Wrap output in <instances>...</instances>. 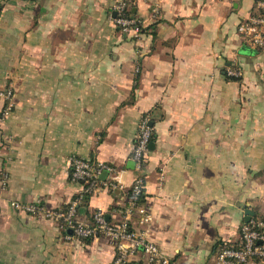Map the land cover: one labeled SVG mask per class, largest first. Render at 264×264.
Wrapping results in <instances>:
<instances>
[{"label":"crops","instance_id":"0c3cea01","mask_svg":"<svg viewBox=\"0 0 264 264\" xmlns=\"http://www.w3.org/2000/svg\"><path fill=\"white\" fill-rule=\"evenodd\" d=\"M115 1L0 0V89L14 91L0 118V264H113L108 237L69 239L11 201L66 207L83 187L69 176L74 154L114 164L129 189L144 114L154 125L143 202L152 219L133 223L171 264H214L220 246L241 242L247 209L264 216V49L239 29L258 0H151L157 19L138 1L148 23L139 39L112 20ZM230 63L243 76L227 74ZM7 102L0 95V117ZM86 195L78 220L97 209L123 218L124 189Z\"/></svg>","mask_w":264,"mask_h":264},{"label":"built area","instance_id":"2783aa9c","mask_svg":"<svg viewBox=\"0 0 264 264\" xmlns=\"http://www.w3.org/2000/svg\"><path fill=\"white\" fill-rule=\"evenodd\" d=\"M138 1L149 3L151 19L160 16V3L151 0H116L113 9L116 15H111L118 28L133 38L139 39L148 25L145 18L131 10ZM258 11L252 13L240 24L242 39L253 47L264 49V0H258ZM136 67V71H138ZM226 72L235 77L243 76V70L236 63L226 66ZM0 95L8 102L1 111L3 121L11 112L14 104V91L11 86L0 89ZM154 134V125L148 114L139 121L138 130L132 149L131 159L138 171L129 189L116 176L117 167L105 161L93 160L80 155H71L69 161V176L71 180L81 182L83 187L65 208L50 207L37 198L33 201L12 200L11 205L20 211L33 215H42L59 222L62 229L67 230L65 236L73 240L104 235L111 239L116 247L113 264H171V259L160 245L154 241L146 229L134 226V215H138L137 223H146L152 219V213L143 202L145 195L146 175L145 162L150 150L149 143ZM108 171V177L102 179V171ZM7 183V173L2 179ZM103 189H124L128 197L127 203L121 208L123 218L110 221L102 209L94 212L91 222H83L76 218L77 206L88 193H96ZM69 230V231H68ZM252 258L264 259V216H252L241 226V242L238 245H222L216 252L214 264H246Z\"/></svg>","mask_w":264,"mask_h":264},{"label":"water","instance_id":"95a60500","mask_svg":"<svg viewBox=\"0 0 264 264\" xmlns=\"http://www.w3.org/2000/svg\"><path fill=\"white\" fill-rule=\"evenodd\" d=\"M113 15H116V11H113ZM151 124H153L152 121H151ZM153 147H154V141L151 140L150 143H149V148H153ZM132 164H134V161H132ZM103 172L104 173H106V172L108 173L107 170H104ZM253 214H254L253 210L247 209L246 210V221H248L252 217Z\"/></svg>","mask_w":264,"mask_h":264},{"label":"trees","instance_id":"16d2710c","mask_svg":"<svg viewBox=\"0 0 264 264\" xmlns=\"http://www.w3.org/2000/svg\"><path fill=\"white\" fill-rule=\"evenodd\" d=\"M131 11H132L133 13H135L133 9H132ZM149 25H150V24H149ZM147 26H148V25H147ZM146 28H147V27H146ZM145 30H146V29H145ZM152 138H153V137H152ZM86 196H87V195H86ZM86 196H85V197H86ZM145 196H146V194L144 195V197H142V198L140 199L141 202H144V198H145ZM63 208H65V207H63ZM92 219H93V217H92ZM88 238H90V237H88Z\"/></svg>","mask_w":264,"mask_h":264}]
</instances>
